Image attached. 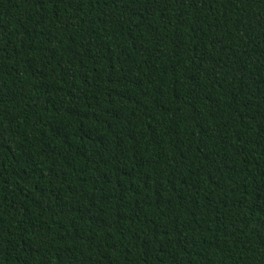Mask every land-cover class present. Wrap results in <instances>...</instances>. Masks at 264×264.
Returning <instances> with one entry per match:
<instances>
[{"label":"trees","instance_id":"1","mask_svg":"<svg viewBox=\"0 0 264 264\" xmlns=\"http://www.w3.org/2000/svg\"><path fill=\"white\" fill-rule=\"evenodd\" d=\"M0 264H264V0H0Z\"/></svg>","mask_w":264,"mask_h":264}]
</instances>
